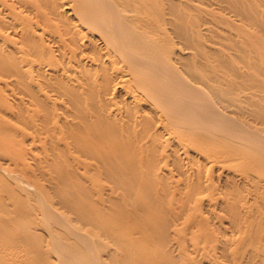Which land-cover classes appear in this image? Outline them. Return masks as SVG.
<instances>
[{
  "label": "bare ground",
  "instance_id": "obj_1",
  "mask_svg": "<svg viewBox=\"0 0 264 264\" xmlns=\"http://www.w3.org/2000/svg\"><path fill=\"white\" fill-rule=\"evenodd\" d=\"M13 225L26 264H264V0H0Z\"/></svg>",
  "mask_w": 264,
  "mask_h": 264
},
{
  "label": "rangeland",
  "instance_id": "obj_2",
  "mask_svg": "<svg viewBox=\"0 0 264 264\" xmlns=\"http://www.w3.org/2000/svg\"><path fill=\"white\" fill-rule=\"evenodd\" d=\"M21 180L23 181V179ZM23 182H26V181H23ZM30 191H31L30 192L31 202L37 206L38 198L36 196L37 195L36 191L35 190L33 191V189H30ZM12 228L13 230H9L6 234L0 235V264H26L27 263L26 253L24 250V246L21 242V237H20L21 233L19 232L21 231L20 226L13 225ZM15 232L17 233L15 234ZM16 236L18 237L16 238ZM24 255H25V258L23 259L22 257H24Z\"/></svg>",
  "mask_w": 264,
  "mask_h": 264
}]
</instances>
